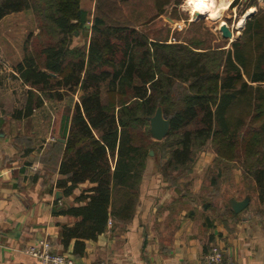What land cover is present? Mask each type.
Returning a JSON list of instances; mask_svg holds the SVG:
<instances>
[{
    "label": "trees",
    "instance_id": "trees-1",
    "mask_svg": "<svg viewBox=\"0 0 264 264\" xmlns=\"http://www.w3.org/2000/svg\"><path fill=\"white\" fill-rule=\"evenodd\" d=\"M82 1L0 0V21L31 11L38 28L16 67L30 90L15 118L29 124L36 110L43 118L47 100L81 93L63 116L60 138L48 147L60 159L57 188L65 197L92 185L62 212L77 220L61 227L64 248L74 241L73 255L80 258L86 241L97 240L110 223L133 221L151 151L165 181L178 188L212 149L215 165L203 183V191L212 190L210 202L239 168L264 207V9L246 21L228 50L170 43L139 31L173 0H97L90 29ZM82 29L90 33L88 45L74 47ZM158 108L171 120L161 142L153 140L149 122ZM258 216L264 220V208Z\"/></svg>",
    "mask_w": 264,
    "mask_h": 264
},
{
    "label": "crops",
    "instance_id": "crops-1",
    "mask_svg": "<svg viewBox=\"0 0 264 264\" xmlns=\"http://www.w3.org/2000/svg\"><path fill=\"white\" fill-rule=\"evenodd\" d=\"M24 13L10 14L0 21V40H6L0 44V264H39L24 250L41 241L50 242L56 252L77 264H204L212 246H220L228 262L264 264L262 218L250 210L249 220H242L241 215L233 219L223 206L218 209L226 217L219 223L211 214L213 207L205 213L200 205L213 153L203 154L178 188L165 181L156 159L149 160L133 221L126 226L111 224L97 240L86 241L85 254L80 258L73 255L74 241L64 248L61 227L72 226L77 220L62 212L75 205V199L92 185H80L70 197L57 188L60 159L52 156L48 147L61 136L64 113L47 127L38 110L29 124L15 118V113L24 109L30 90L16 72L27 39ZM14 83L23 93V101L16 100ZM53 126L57 134L51 142L48 137ZM17 136L32 138L31 143H22ZM57 193L61 197L57 198Z\"/></svg>",
    "mask_w": 264,
    "mask_h": 264
},
{
    "label": "rangeland",
    "instance_id": "rangeland-1",
    "mask_svg": "<svg viewBox=\"0 0 264 264\" xmlns=\"http://www.w3.org/2000/svg\"><path fill=\"white\" fill-rule=\"evenodd\" d=\"M253 1L255 2L254 5L256 6L248 7L250 4H252ZM136 2L141 3L142 0H137ZM96 3L97 0L82 1V8L88 13V17H89L88 18L89 21L87 25L89 26V29L92 24V18L94 16ZM213 3H214L213 6L214 9L216 7L218 12L215 13L214 11L213 15L209 16L210 13L208 11L212 12L211 9L212 6H202L199 9H197L196 5L191 3L190 0H173L171 7H168L167 11L164 14L159 15L157 17L158 19L154 24L138 26L137 28L142 33L144 32L148 33L149 36L152 38L160 37L162 38V40L168 41L170 43H186L188 45L189 44L195 45L196 42H202L203 46L201 47H213L215 49L220 48V49L229 50L231 44L237 41L242 36L246 21L248 20L247 19L248 14L254 12L253 14L254 16L259 8L264 9V0H213ZM204 5H207V3H204ZM197 13H199L202 17L197 19L194 18V15H196ZM24 14L21 15L22 17L23 16L26 17L27 25L25 27V30L27 31V39H29L31 34L36 35L38 33L37 31L38 28L33 13L31 11H27ZM131 14L134 17L138 16L135 12ZM153 15L154 12L152 11L151 13L147 14V16L149 17H152ZM222 25H226L229 28L231 32L230 37H225L224 33L221 31ZM14 39L21 40V38H19L18 36H15ZM89 40H90V33L87 35L86 31L82 29L77 33V35H74L73 46L83 48L86 45H88ZM2 41H6V40H0V44H3ZM15 86L17 87L15 89L17 99L16 98L15 99L16 100L20 99V101H23L24 100L22 96L23 93L20 92L18 86L15 85L14 83L13 88H15ZM12 95L14 94L12 93ZM80 96H81L80 92L77 94L66 93L63 101L47 100L45 103V108H46V110L44 111L45 114H43V124L46 127L48 123L52 125L55 122V120L58 119V116L61 117L63 113L66 114L69 110L74 109L75 104L80 101ZM54 126L52 127V130L49 131L50 135L48 138L50 139L51 142L55 140L57 134V130L55 129ZM16 139L23 140L24 138L23 136L22 138L17 136ZM208 153L211 154L213 153L215 155L212 149H208L205 152V154ZM150 157H151L150 160L156 159L154 155ZM214 165L215 164L212 162V166ZM209 169L210 168L207 167L206 172L209 171ZM233 172L235 173L234 181L231 180L229 183H225L224 186L221 185L223 187L222 194H220L218 197L214 196L212 202H210L211 199L209 197L212 190H207V191L204 190L203 196L201 197L203 199H201L202 202H200V205L205 210V213H207L208 209L213 207L215 210L211 211V214L214 217V219L219 218L217 219L219 223H223V221L220 220V218H225L226 215H223L222 211H220L218 208H223V206H225V208L227 209V207H230L228 202L231 198H237L239 200H243L247 195H250L251 204L254 202L255 205L253 206L252 209L249 207L247 212H250L251 210V212L259 215L261 208H264V207H259L258 201L256 200L257 197L255 191L250 190L251 187L248 188L249 186L248 183L244 184L243 180L240 179L241 170L239 168H235ZM226 175L227 174H225L224 177ZM213 186H216V184H214ZM220 215H223V217ZM229 216L231 215L229 214ZM229 219L232 218H228V220ZM206 221L209 220L207 219ZM214 247L215 246H212L211 248ZM209 253L210 252H208V254Z\"/></svg>",
    "mask_w": 264,
    "mask_h": 264
},
{
    "label": "built area",
    "instance_id": "built-area-1",
    "mask_svg": "<svg viewBox=\"0 0 264 264\" xmlns=\"http://www.w3.org/2000/svg\"><path fill=\"white\" fill-rule=\"evenodd\" d=\"M111 225V223H110ZM24 252L35 258L39 264H77L76 260L66 254L55 253L53 245L48 241H41L28 246ZM100 264H114L103 261ZM204 264H234L225 260L224 251L220 246H215L206 256Z\"/></svg>",
    "mask_w": 264,
    "mask_h": 264
},
{
    "label": "water",
    "instance_id": "water-1",
    "mask_svg": "<svg viewBox=\"0 0 264 264\" xmlns=\"http://www.w3.org/2000/svg\"><path fill=\"white\" fill-rule=\"evenodd\" d=\"M254 12H251L248 14L247 19L251 18L253 16ZM201 15H194V18H201ZM87 28L89 26L86 25ZM221 31L224 33L225 37H230L231 32L229 28L226 25L221 26ZM77 35V33H75ZM150 132L152 134V137L156 141H162L168 134L170 130V124L171 120L168 118H165L162 108H158L155 115L150 118ZM62 143H65V140H60ZM154 153L151 152L150 156H153ZM61 197V193H57V198ZM229 206L233 210V212L237 215H241L242 220H249L251 218L250 212H247L250 204H251V197L250 195H247L243 200H237L235 198H232L229 200ZM246 215V216H244Z\"/></svg>",
    "mask_w": 264,
    "mask_h": 264
},
{
    "label": "bare ground",
    "instance_id": "bare-ground-1",
    "mask_svg": "<svg viewBox=\"0 0 264 264\" xmlns=\"http://www.w3.org/2000/svg\"><path fill=\"white\" fill-rule=\"evenodd\" d=\"M190 2L196 5L197 0H190ZM203 3H207V5H205V6H212V8H211L212 9V12L211 11H208L210 13L209 16H212L214 11H215V13L218 12L217 9H216V7H215V9L213 7L214 6L213 0H210V1L209 0H204ZM197 9H199V8H197ZM197 15H200V14L197 13Z\"/></svg>",
    "mask_w": 264,
    "mask_h": 264
},
{
    "label": "snow or ice",
    "instance_id": "snow-or-ice-1",
    "mask_svg": "<svg viewBox=\"0 0 264 264\" xmlns=\"http://www.w3.org/2000/svg\"><path fill=\"white\" fill-rule=\"evenodd\" d=\"M202 6H205L204 3H203V0H197L196 7L200 8Z\"/></svg>",
    "mask_w": 264,
    "mask_h": 264
}]
</instances>
